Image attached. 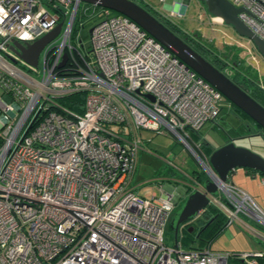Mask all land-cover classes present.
Returning a JSON list of instances; mask_svg holds the SVG:
<instances>
[{"label":"built area","instance_id":"2783aa9c","mask_svg":"<svg viewBox=\"0 0 264 264\" xmlns=\"http://www.w3.org/2000/svg\"><path fill=\"white\" fill-rule=\"evenodd\" d=\"M230 1L264 38V0ZM81 2L0 0V264H230V250L166 244L175 198L142 194L138 186L151 181L133 179L141 130H168L216 181L209 203L228 223L243 215L262 226L244 224L264 240V208L221 182L188 143L190 130L217 117L224 96L135 21L105 7L83 2L85 15L92 6L100 18L87 46L79 39L76 47ZM58 23L36 65L14 49V40L33 42ZM238 43L253 60L260 55L249 39ZM78 91L82 111L57 102ZM236 254L257 264L264 250Z\"/></svg>","mask_w":264,"mask_h":264},{"label":"rangeland","instance_id":"374dc122","mask_svg":"<svg viewBox=\"0 0 264 264\" xmlns=\"http://www.w3.org/2000/svg\"><path fill=\"white\" fill-rule=\"evenodd\" d=\"M172 1L173 0H146L145 2H147L149 6L146 7L153 13H155V10L167 15L187 33L192 34L199 32L202 38L212 43L220 54L223 55V53H227L230 58L234 52H238L239 58H242V69L249 68L250 70L252 69V72H257L260 83L264 84V57L256 53V60H253L247 52L243 53V48H234L235 46H239L238 42L246 44V37L239 35L231 25L224 23L223 20H216L214 16L207 11L205 3L203 2L204 0L175 1L176 7L173 8L171 12L165 7ZM84 6V3L81 2L72 33V43L80 49L82 48L79 39L85 46L89 43L88 30L93 25L96 17L95 13L97 12L94 11V8L91 6L83 18L81 12ZM82 22H84V24L80 26ZM40 66L41 63L39 61L38 67ZM227 69L231 73V66L228 65ZM222 107L219 116L217 115L213 121L206 122L198 130L197 139H200V141L203 139V141L209 143L213 149L224 144L228 136L235 135L236 133H247L249 131L248 128L244 127V123L243 125L242 122H235L232 118L231 120L227 117V113L225 112L227 109V101L225 98ZM248 124L253 126L251 123ZM144 133L150 135V138L147 141H142V146H145V150L143 152L140 150L137 153L136 169L133 176L135 181H154L153 179L165 175H168V177L171 176V178L174 177L179 180H184L187 179V176H190V174H195V171H202L208 176V173L201 166L202 164H199L197 159L185 148L184 144L174 134L165 129L157 131L147 130ZM233 142L238 146H245L264 156V140L258 135L238 138L233 140ZM188 143H190L193 150L197 153L195 147L191 144L192 142L188 140ZM237 170L243 172V167H237ZM165 180L166 179H163L162 183H164ZM234 181L238 184L234 183L236 186L240 188L244 187L242 188L243 190L247 189L246 184L241 183L238 176ZM255 182L256 183L253 185H258L259 187H257L254 194L249 190V192L247 190L245 191L254 198L261 208H264V183H260L258 176ZM190 183L193 182L190 181ZM181 203L182 201L180 204H176L171 211L169 222L172 220ZM164 237L166 244H174V231L170 228L169 223L165 229ZM217 240L220 242L232 240L233 242L244 244L241 249H248L246 251H249V249L255 245H259L256 233H253L242 222H238L237 220L230 223L226 229L216 237V240L213 241L214 246L218 245L216 243Z\"/></svg>","mask_w":264,"mask_h":264},{"label":"water","instance_id":"95a60500","mask_svg":"<svg viewBox=\"0 0 264 264\" xmlns=\"http://www.w3.org/2000/svg\"><path fill=\"white\" fill-rule=\"evenodd\" d=\"M81 1L108 8L135 21L142 29L180 58L188 67L220 91L230 103L237 106L255 123L264 128V105L255 100L247 91L194 49L187 42L186 37H180L141 4L135 0ZM204 3L210 14L220 17L224 23L231 25L239 35L249 39L260 55L264 57V38L255 33L238 16L240 11L245 10L243 7L235 6L230 0H204ZM60 25L61 23H58L51 31L30 43L22 44L14 40V49L21 58L32 65H36L40 50L49 40L55 37ZM91 29L92 27L89 28V33ZM65 60L66 55L63 54L59 65H63ZM148 96L153 99L152 95L148 94ZM207 160L211 170L221 182L227 181L230 171L237 167L252 169L257 173L264 174V156L245 146H238L233 141L214 148L208 155ZM184 190V199L169 222L170 228L174 231V238L177 235L180 224L196 218L206 208L209 203L208 195H216L218 193V185L208 175L199 182V187H194L191 190H188V187H184ZM189 230L192 229L190 228Z\"/></svg>","mask_w":264,"mask_h":264},{"label":"trees","instance_id":"16d2710c","mask_svg":"<svg viewBox=\"0 0 264 264\" xmlns=\"http://www.w3.org/2000/svg\"><path fill=\"white\" fill-rule=\"evenodd\" d=\"M139 4H141L143 7H145L149 12H151L153 15L158 17L161 21H163L169 28H171L176 34H178L180 37L184 38L186 37V40L190 36H195L197 43L196 45H191L194 49H196L198 52L201 53V50H205L212 58L206 57L204 54H202L206 59L211 60V62L219 61L224 66H231V71L234 73L239 79H241L244 82L245 87L243 88L245 91H247L248 94H250L255 100H257L259 103L264 105V87H261L259 78L257 77V72H252V69H242L241 60L242 58H239L238 52H234L233 55L228 56V54H220L218 50L212 45V43H209L208 41L204 40L199 32H195L192 34L187 33L182 27H180L177 23L173 22L167 15L162 14L158 11H155L153 13L149 8L147 2L143 1H136ZM204 2V1H203ZM206 6V5H205ZM149 7V6H148ZM114 12V11H113ZM78 13V11H77ZM77 13L75 16V20L77 17ZM82 17L84 18L85 13L81 12ZM158 14V15H156ZM100 18V15L95 17V21H97ZM74 28V25H73ZM241 48L240 46H235L234 48ZM85 92L84 91H78L71 93L67 96L58 98L57 102L60 103L63 106H66L72 110L75 111H82L83 109V102H84ZM225 98V97H224ZM227 101V99L225 98ZM234 105V104H233ZM223 107H221L222 109ZM240 112L243 116V121L250 122L256 127H261L257 123H255L245 112H243L240 109ZM198 138V130L197 131H191L188 135V140L192 142L193 146L195 147L197 153L207 159L210 152L213 150V148L209 145V143L205 141L197 140ZM199 144V145H197ZM248 169V168H247ZM249 171H252L250 169ZM254 171V170H253ZM196 173L194 176L201 181L203 178L206 177V175L202 171H195ZM202 172V173H201ZM231 173V171H230ZM229 173V174H230ZM197 220H200V225L196 226L194 225L193 230L184 229L185 231L182 232V234H177L175 239L177 241H180L181 246H185L187 248L190 247H198L201 248L203 246H210V243L222 232V230L225 228V226L228 223L226 215L215 205L208 203L206 208L201 212L200 215L196 217ZM247 220H250L246 217ZM254 222V221H252ZM232 223V222H231ZM260 228L262 226L258 225ZM259 243L262 244L259 249L256 250H264V240L259 239ZM232 257L230 258V264H248L244 259L239 258L237 256V252L240 250H230ZM257 264H264V257H257Z\"/></svg>","mask_w":264,"mask_h":264},{"label":"crops","instance_id":"0c3cea01","mask_svg":"<svg viewBox=\"0 0 264 264\" xmlns=\"http://www.w3.org/2000/svg\"><path fill=\"white\" fill-rule=\"evenodd\" d=\"M173 1H179V0H173ZM175 7H176V5L173 8H175ZM165 8H167V10H168V6H166ZM145 131H147V129L146 130L143 129L140 132L143 141H147L150 138V135H147V134L144 133ZM197 140H200V139H197ZM144 148H145V146L141 147V149H140L141 152H143L145 150ZM249 170L250 169L243 168V170H242L243 172H240V170H237V168H236V169L231 171V173L228 176V180L233 182V183H236L234 180L238 176V178L240 179L241 183L246 184L247 189H245V190H247V191L249 190L251 193L254 194V192L257 190V187H259L258 185L257 186L253 185L254 183H256L255 181L257 179V176L260 179V183H264V182H261L262 174L257 173V172H255L253 170L252 171H249ZM239 173H241V174H239ZM193 176H194L193 174H190V176H187V179H184V180L180 179L179 180V179H176L174 177L171 178V176L168 177V175H165V176H162V177H157V178L153 179L154 181H151V182H149V183H147L145 185L138 186L137 190L140 193H142V194H148V193H151V192H155V193L166 192V193L172 194V196L175 198L178 194H182L183 195V193L185 191L184 187H186L187 183L192 180ZM163 179H166L164 183H162ZM242 188H244V187H242ZM240 216H241V220L244 221V222H242L243 224L248 225V226L250 225V226L254 227L255 229H257L258 231L262 230V228H258V226H256L254 222L247 220L246 217H244L243 215H240ZM229 224H227L225 226V228L222 230V232L226 229V227ZM256 236H258V235H256ZM259 239H261V238H259V236H258V242H259ZM215 240H216V238L213 241H215ZM213 241L210 243V246H211L212 249H217V250H233L234 249V250H240V251L248 250V249H241L242 246H244V244L236 243V242H233L232 240L224 241V242H220L219 240H217L216 241V243L218 244L217 246H214ZM260 246H262L261 243H259L258 246L255 245L254 247H252L253 249L251 248L249 250L259 249ZM182 247L184 249H187V247H185V246H182Z\"/></svg>","mask_w":264,"mask_h":264},{"label":"flooded vegetation","instance_id":"af4514ba","mask_svg":"<svg viewBox=\"0 0 264 264\" xmlns=\"http://www.w3.org/2000/svg\"><path fill=\"white\" fill-rule=\"evenodd\" d=\"M187 42L190 44V45H196V43H197V40H196V38H195V36H190L189 38H188V40H187ZM200 51H201V53L202 54H204L206 57H209L210 59L212 58L205 50H201L200 49ZM210 62H211V60H209ZM218 69H220L222 72H224V70H225V74L232 80V81H234L236 84H238L240 87H245L244 86V82L241 80V79H239L234 73H232V71H231V73L228 71V69H227V66H224L223 64H221L219 61H213L212 62ZM220 112H221V109H220V111H219V113H218V116H219V114H220ZM226 113H227V117H229V119H233L235 122H242V124L244 125V127L245 128H248V130L250 131H248L247 133H236L235 135H232V136H228V138H226V142H229V141H233V140H236V139H240V138H243V137H247V136H255V135H258L262 140H264V128H262V127H256L255 125H253L252 123V125L253 126H251V125H249L248 123H250V122H246V121H243L242 119H243V116H242V114H241V112H240V109L237 107V106H235V105H233L232 103H230L228 100H227V109H226V111H225ZM231 119V120H232ZM230 120V121H231ZM225 142V143H226ZM208 158V157H207ZM207 160V159H206ZM208 161V160H207ZM194 175V174H193ZM193 183H190V182H188L187 183V185H186V187H188V190H191V189H193L194 187H199V182H201V181H199L195 176H193L192 177V180H191ZM184 194L182 195V194H178L176 197H175V199H174V201H175V205L176 204H180V202L181 201H183V199H184ZM200 220H197L196 218H194V219H191V220H189V221H186V222H184V223H182V224H180L179 225V227H178V230H177V234H182V232L183 231H185L184 229H192L193 230V228H194V225L196 226V230L198 229L197 228V226H199L200 224ZM191 231V230H190Z\"/></svg>","mask_w":264,"mask_h":264},{"label":"bare ground","instance_id":"6f19581e","mask_svg":"<svg viewBox=\"0 0 264 264\" xmlns=\"http://www.w3.org/2000/svg\"><path fill=\"white\" fill-rule=\"evenodd\" d=\"M216 20L221 21L222 19L220 17H215Z\"/></svg>","mask_w":264,"mask_h":264}]
</instances>
